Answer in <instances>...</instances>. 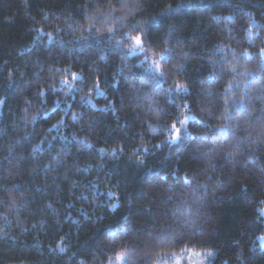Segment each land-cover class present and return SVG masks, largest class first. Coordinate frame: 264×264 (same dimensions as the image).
<instances>
[{
  "label": "trees",
  "instance_id": "trees-1",
  "mask_svg": "<svg viewBox=\"0 0 264 264\" xmlns=\"http://www.w3.org/2000/svg\"><path fill=\"white\" fill-rule=\"evenodd\" d=\"M122 2L123 9L119 0H0V264H106L120 252L128 264H139L148 254L150 264L159 253L181 247L214 250L211 264H264V246L255 240L264 234L258 211L264 207V151L255 153L253 163L247 159L252 146L237 144L238 137L213 142L224 108L230 107L224 100L238 99L241 89L250 101L248 111L256 119L264 112V103L253 99L264 96V83L245 82L264 77V60L256 54L264 46V0ZM149 20L145 27L156 51L172 33L181 41L173 63H185L178 78L189 81L191 111L184 112L192 134L183 146L161 144L167 133L148 130L170 123L173 109L163 89L172 77L153 87L151 60L128 54L130 42L117 45L108 33L112 28L120 40L130 25ZM216 47L226 58L235 56L238 72L206 65L201 57ZM245 49L251 55H244ZM183 53L194 58L185 62ZM210 58L218 60L221 53ZM65 69L85 79L95 70L100 88L82 100L86 89L61 83ZM48 85L56 91L36 98L37 89ZM61 115L62 125L52 128ZM241 117L237 112L231 123L242 137L250 122ZM41 139L42 147L33 152L31 145ZM12 145L17 147L10 157ZM113 147L124 151L112 153ZM211 148L216 153L205 155ZM236 148L234 158L226 159ZM58 152L59 163L45 167ZM178 177L174 190L166 192ZM177 221L189 226L181 243L159 244V233L181 231Z\"/></svg>",
  "mask_w": 264,
  "mask_h": 264
},
{
  "label": "snow or ice",
  "instance_id": "snow-or-ice-1",
  "mask_svg": "<svg viewBox=\"0 0 264 264\" xmlns=\"http://www.w3.org/2000/svg\"><path fill=\"white\" fill-rule=\"evenodd\" d=\"M127 5L122 2V0H119V7L121 9L125 8ZM169 11H172L171 6H169ZM113 11H115V7H113ZM111 15V13H109ZM113 19H115L113 17ZM151 19H155L154 17ZM147 23H150L149 21H145L144 25H130L129 30L126 32H121L120 40L115 39L114 30L112 28H108V33L113 36V40L117 45H121L122 41L124 43L130 42V46L127 49L128 54H131L133 52H139L145 56L146 59H150L151 63L149 64L150 69V78L154 82L153 87H155L157 84L162 85L163 83H168L169 77H172V81L169 84L168 88L163 89L164 94L168 96L171 103L169 104V107L173 109L171 114L168 115V120L170 123H165L163 126L160 127H153L151 125L148 126V130L151 131L154 134H163L167 133L165 136V140L161 141V144L167 143L169 146H183L186 141L191 137V133L188 131V128L191 127L189 125V117L185 114L184 109H188L191 111V106L186 102L189 97L191 96V89L189 87V81L188 80H181L178 77H180L183 73V70L185 69V63L177 62L173 63V59L176 56V53L174 52V48L178 47L181 41L175 39V33L171 34V38L169 40L162 41L163 47L156 51L153 45V38L149 35L147 28L145 25ZM38 31V30H37ZM135 33V34H131ZM86 38V37H85ZM262 44H264V40L261 41ZM214 52H220L221 58L218 60H213L210 57L213 55ZM256 54L261 60H264V46L259 47ZM244 55H251V53L248 52L247 49H245ZM194 58V54L190 53H183L180 56V59L187 62L190 59ZM203 61H205L206 65H212V71L215 69H220L222 72L227 74H233L238 72L237 65L235 63H232V61L235 59V56L233 55L231 58H226L225 54L223 53V50L219 47H216L212 51L206 53L204 56L201 57ZM262 70H264V64L261 65ZM243 78L245 74H240ZM247 75H252L251 73H247ZM9 76L11 77V72H9ZM95 76V79L93 80L92 77ZM70 77V78H69ZM213 82H215V77H212ZM74 82H77L74 84ZM248 84V87L252 86V83H264V77H259L258 79L254 81H245ZM61 83L65 85L67 88L72 89L75 86L80 87V91L83 92L85 89L87 90L88 95L82 96V100H88L89 96L93 91H96L101 86V80L99 77V74L93 70L92 73L89 74L88 78L85 79L83 75H81L78 72H68L66 69L64 70V77L61 80ZM91 85V86H90ZM229 87H231V83L229 84ZM51 90L53 92L56 91V88L54 85H48V89H45L43 87L38 88L37 92L35 93L36 98H40L45 94V91ZM261 91H264V88L261 89ZM253 99L258 100L262 103H264V96H256ZM179 101V103H177ZM28 105L32 103L31 100L26 102ZM112 102L110 101L109 104ZM225 105H229L230 107H225L223 111V120L224 123L221 124L214 133V141L219 140L220 136H223L226 140L229 142L231 141V138L238 137L237 144L244 143L252 146L250 148L251 155L247 157L248 161H251L255 163V153L264 151V149H261L259 145L264 144V112L261 114L260 119H256L251 112L248 111V107L250 104V101L246 94V89L240 90V95L238 99L232 100L231 97H228L224 100ZM25 112L27 113V108H25ZM229 112H231V115H229ZM237 112H240L242 114V119L245 121L250 122L249 128L245 129L246 135L240 136L239 130L234 129L232 127V116L235 115ZM66 115V114H65ZM82 115V114H81ZM210 115V113H209ZM45 116H49L48 113H45ZM78 114L72 113V120L77 119ZM52 117L49 116V119ZM65 116L61 115L60 119L57 120L56 124H52V128H56L58 125H62V122L64 121ZM192 119H195L194 117ZM36 117L33 116L31 118V121H35ZM26 122H29L26 120ZM146 123V122H145ZM199 123L204 124L205 127H211L207 124L206 121L201 120ZM6 132V130H5ZM23 139V138H22ZM67 139V138H65ZM75 139V138H73ZM202 140L204 142L208 141V137L204 136L202 137ZM44 143V140L41 139L40 144L31 145L33 147V152L38 151ZM47 143L51 144V141H47ZM161 145L156 144L155 147L159 148ZM17 145H12L8 148V154L9 156H14L13 149L16 148ZM89 148H92L94 151H98L101 154L105 153V148L100 147L96 148L94 145L89 144ZM144 151L148 150V145L144 144L141 145ZM2 150V148H0ZM112 153H116L117 151L123 153L124 148L120 147L119 149L113 147L111 149ZM134 152L137 151V149H133ZM215 148L209 149L208 153L205 155H211L216 153ZM238 148L234 149L233 152L228 153V156L226 157H232L238 153ZM29 155H32V153H29ZM61 153H56V155L52 156L49 160V164L45 167L55 165L59 163L60 161ZM197 159H203V156H198ZM138 163H143L142 160H139L137 158ZM66 167V165H65ZM212 167H215V165H212ZM264 171V168L261 169ZM172 175H177L176 172H173ZM184 182L187 183L189 186L191 185V181H188L187 178H184ZM179 183V177L177 182H174L173 185H169L167 191H173L175 186ZM199 187V185H197ZM241 188L243 190H247V185H241ZM172 199L171 196H166V201H170ZM13 203H16L13 201ZM261 204H264V200L260 201ZM166 206V204H165ZM49 210L55 211L52 209L51 204L48 206ZM259 213L264 216V207H260L258 209ZM67 219L68 217H64ZM43 224V221L40 222ZM177 227L181 230L179 233L176 232L175 229H172L171 232H161L156 237L159 244L163 245L164 247H168L172 241L174 240L177 244H180L181 241L184 239L185 232L187 231V228L189 227L187 224H180L179 221H177ZM21 231H24V229H21ZM58 232L59 229H56ZM6 235V234H5ZM2 238V237H0ZM14 238V237H13ZM63 239V238H62ZM255 240H258L261 242V245H264V234H260L255 236ZM189 244L192 243V241L189 239ZM238 243V242H237ZM187 247V246H186ZM239 247V243H238ZM49 251H55L54 248H49ZM60 252L64 251L63 247L59 248ZM127 251V250H125ZM158 255L162 256H170L171 261L170 264H182L181 256L183 255L184 258L187 260V264H205L206 261H211V258L215 255L214 250L207 251L205 253H201L199 251H193L191 247H187V251H185V247H181L180 251H171L167 253H159ZM202 257V258H201ZM112 260V257H108V261L110 262ZM129 257L124 254V252L117 253L115 256V264H128ZM133 260H135V257H133ZM81 264H84L83 261H81ZM139 264H149V258L148 254H145L144 257H141L139 260ZM150 264H161L160 259H151ZM164 264H169L168 261H165ZM221 264H227L226 261H221Z\"/></svg>",
  "mask_w": 264,
  "mask_h": 264
},
{
  "label": "rangeland",
  "instance_id": "rangeland-1",
  "mask_svg": "<svg viewBox=\"0 0 264 264\" xmlns=\"http://www.w3.org/2000/svg\"><path fill=\"white\" fill-rule=\"evenodd\" d=\"M258 242H259V244L261 245V242H260V241H258ZM262 246H264V245H262ZM185 251H187V250H185ZM207 251H212V249L204 250V251H199V252H201V253L203 254V253H205V252H207ZM214 252H215V251H214ZM115 256H116V255L111 256V257H112V260H111L110 262L107 261L106 264H115ZM213 257H214V256H213ZM213 257L211 258V261H212ZM201 258H202V257H201ZM159 259H160V261H161V264H164L165 261H168L169 264H170V261H171V257H170V256H162V255H161V256L159 257ZM181 260H182V264H187V260L184 258L183 255L181 256ZM211 261H206L205 264H211ZM121 264H123V262H121Z\"/></svg>",
  "mask_w": 264,
  "mask_h": 264
}]
</instances>
